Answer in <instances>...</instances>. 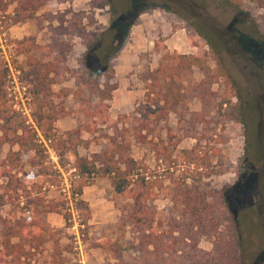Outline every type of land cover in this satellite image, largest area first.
Returning <instances> with one entry per match:
<instances>
[{"label": "rangeland", "instance_id": "rangeland-1", "mask_svg": "<svg viewBox=\"0 0 264 264\" xmlns=\"http://www.w3.org/2000/svg\"><path fill=\"white\" fill-rule=\"evenodd\" d=\"M141 1L119 0L114 22L104 0H66L13 25L0 17L1 61L9 80L12 109L32 124L29 84L20 70V67L26 68V55L20 51L29 50V54L39 59L49 58L44 50L31 52L33 43L44 46L53 37L70 44L64 63L67 70L56 77L58 82L51 89H73L70 72L77 68L84 41L69 29L65 35H54L47 28L48 23L56 25V18L51 19L56 17L53 15L68 11L81 13L77 23L89 36L115 22L132 21L127 35L114 39V44L120 48L112 65L123 61L119 58L121 51L128 54L124 61L137 59L138 66L132 70L135 75L132 80L128 77L125 87L128 92L142 91V94L134 98L132 110L116 114L113 119L109 115L115 123H98L89 134L72 133L76 153L87 159H98L114 151L112 140L123 145L128 156L147 167L145 176L155 186L149 197L150 206L158 210L168 202V185L180 183L183 178L187 183L192 175L195 179L196 173L201 171L203 175L211 171L209 177L196 184L204 191L223 190L232 212L241 221L244 219L242 236L249 241L247 264H264V44L256 40L259 33H264L262 10L250 0H148L142 12L129 10L128 7ZM13 6L8 7V13ZM69 17L67 14L63 26L70 24ZM14 41L21 44L16 45ZM134 49L136 54H133ZM166 53L191 58L163 59ZM158 63L165 72L156 74L153 98H162L164 94L166 100L158 101L157 106L151 107L154 113L147 115L144 108L148 105L144 99L147 84L142 78L157 68ZM64 108L66 115L54 123L58 132L83 124L82 108L71 94L65 99ZM142 122L147 127L140 132L144 138L138 139L133 129ZM192 148L208 168L194 172L187 157ZM8 150L7 145H0V196L6 201L7 173L21 179L31 178L36 184L43 179L36 176L25 158L12 168L7 161ZM10 150L15 151L17 147ZM73 162L70 152L58 161L56 155L47 150L45 165L52 175L41 185L39 195L46 202L56 203L60 212L42 213L39 219L49 228L59 230V242L70 245L72 253L68 258L78 264L112 262L107 251L95 246L101 237L117 240L122 258L128 260L133 239L127 232L118 237L114 224L119 208L131 202L129 192L114 191L109 179L97 172L101 166L97 162L93 174L74 177L69 170ZM82 181H85L81 191L85 189L82 198L88 208V219L70 196ZM27 189L31 195L37 191L36 187ZM18 194V207L13 208L14 204L9 202L1 205L0 216L18 219L28 216L22 208L26 201L24 193ZM56 222H61L60 228H56ZM198 246L203 250L211 247L205 239H201ZM45 247L49 250L50 244L46 243Z\"/></svg>", "mask_w": 264, "mask_h": 264}, {"label": "trees", "instance_id": "trees-1", "mask_svg": "<svg viewBox=\"0 0 264 264\" xmlns=\"http://www.w3.org/2000/svg\"><path fill=\"white\" fill-rule=\"evenodd\" d=\"M147 1L142 0L140 4L128 8L130 11H137L136 13L142 12L147 6ZM250 1L262 10L261 21L264 24V0ZM64 2L66 0H0V17L13 25L33 18L45 7ZM104 2L114 22V10H117L119 0ZM12 4L14 6L11 13H8V7ZM67 14L70 15V24L63 26ZM80 15L81 13L74 11L58 12L53 15L56 17H51L56 18V25H47L54 35H65L69 29L84 41V51L77 59V68L70 72L73 89H51L52 85L58 82L56 77L67 70L64 63L66 54L71 50L68 42L52 37L44 46L33 43L31 52L44 50L49 54L48 59L35 58L33 53L29 54V50L20 51L26 55V68L24 70L20 67V70L25 73L29 84V98L33 105L30 113L32 124L12 109L8 96L9 80L1 61L0 50V145L8 146L7 161L12 168H16L21 158H25L27 165L36 172V176L43 178L36 184L31 178L21 179L16 174L7 173L4 195L8 201L0 196V206L9 202L14 204L13 208H17L18 192H23L26 201L22 208L27 211L28 216L23 219L10 215L0 216V264H78L68 258L72 253L70 245L59 242V230L49 228L39 219L42 213L60 212L56 203L46 202L39 195L41 185L52 175V171L45 165L47 150L55 154L58 161H62L64 155L70 152L74 157L72 168L78 178L96 172L97 162L101 165L97 172L109 179L110 187L114 191L129 192L131 202L119 208L114 230L118 237L125 232L132 237L130 256L128 260H124L117 240L101 237L95 246L110 254L112 262L107 264H247L249 241L242 236L244 219L241 221L240 217L232 212L223 190L204 191L196 184L209 177L211 171L203 175L200 171L196 173L195 179L192 175L191 181L187 183L186 178H183L180 183L168 185V202L158 210L150 206L149 197L155 186L145 176L147 167L128 156L123 145L112 140L114 151L103 157H96L98 159H87L76 153L72 145V133L78 136L82 132L93 133L98 123L107 125L116 121L108 115V101L112 91L116 89L112 60L116 58L120 48L114 44V39L127 35L132 25V21H118L89 36L77 23ZM120 32L123 34L120 35ZM256 40L264 44V33H259ZM14 42L16 45L21 44ZM189 58V55L167 53L163 56V59ZM159 72H165L160 63L142 78L147 84L144 94L145 102H148L144 107L146 114L154 113L151 107L157 106L160 100H166L164 94L162 98H153L152 84L157 82L156 74ZM69 94L82 108L83 124L70 131L58 132L54 123L66 115L64 102ZM146 127L147 124L142 122L133 129L136 138H144L140 132ZM13 146H16L17 150H10ZM193 153L192 148L187 157L189 165L194 167V172L206 168L204 160ZM84 185L85 181L77 184L70 196L74 203L85 211L88 219L87 205L79 199ZM35 187L37 191L31 195L27 188ZM201 239L210 243L209 250L199 248ZM46 243L50 244L49 250L45 247Z\"/></svg>", "mask_w": 264, "mask_h": 264}, {"label": "crops", "instance_id": "crops-1", "mask_svg": "<svg viewBox=\"0 0 264 264\" xmlns=\"http://www.w3.org/2000/svg\"><path fill=\"white\" fill-rule=\"evenodd\" d=\"M136 53L137 50L134 49L133 54ZM127 56H128L127 53L124 54L123 51H121L119 58L123 59V61L114 66L112 65V69L114 70L113 81L116 83V89L112 91L111 98L108 101V105H109L108 115L112 116V119L115 118L116 114L126 113L132 110L134 98L142 94V91H137L133 93V92H128L126 90L125 83H127L129 79L132 80L133 76L135 75L132 72V70L136 69V67L138 66V62L136 61L137 59H133V61H124V59H127ZM130 58H132V55ZM84 194H85V189L83 190V192L81 191L80 197L82 198ZM48 218L49 221L52 220V217H48ZM54 224L56 228H60L61 226V222H56Z\"/></svg>", "mask_w": 264, "mask_h": 264}, {"label": "built area", "instance_id": "built-area-1", "mask_svg": "<svg viewBox=\"0 0 264 264\" xmlns=\"http://www.w3.org/2000/svg\"><path fill=\"white\" fill-rule=\"evenodd\" d=\"M69 170H70V172H72V173H73L74 177L78 178V176H77V175H75L74 168H70Z\"/></svg>", "mask_w": 264, "mask_h": 264}]
</instances>
